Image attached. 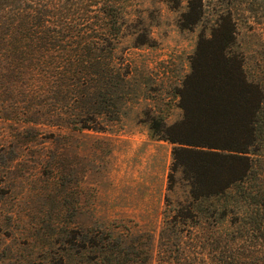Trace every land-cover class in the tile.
Masks as SVG:
<instances>
[{
	"label": "rangeland",
	"instance_id": "rangeland-1",
	"mask_svg": "<svg viewBox=\"0 0 264 264\" xmlns=\"http://www.w3.org/2000/svg\"><path fill=\"white\" fill-rule=\"evenodd\" d=\"M26 3L41 9L42 30L53 35L44 37L51 43L62 48V38L69 39L68 50L75 52L60 49L59 58L72 55L87 67L98 57L101 64L88 70L101 81L93 99L84 96L68 107L70 101L59 93L51 120L40 118L39 104L31 107L33 120H25L18 115L30 107L23 96L27 81L11 82L4 68L20 64L11 53L25 44L17 30H12L16 45L0 43V250L11 254L26 239L38 249L64 246L67 254L79 251L75 257L89 259L99 255L102 238L94 243L103 232L119 239L115 245L122 258L128 253L129 264H221L230 257L236 264H264L260 240L249 245L229 238L244 231L232 222L241 209L220 220L218 198L195 202L181 169L174 171L176 145L153 138L150 128L155 117L169 127L186 117V79L198 63L204 69L201 56L217 49L218 38H212L221 27L235 28L227 54L238 57L249 80L264 89V0ZM5 11L0 0V36ZM41 77L34 81L39 90L45 85ZM106 81L113 84L105 97L107 102L112 96L107 103L113 112L92 114L97 121L88 120L89 125L96 128L74 127L80 113L102 105L99 94L106 93ZM54 115L71 120L54 124ZM261 150L264 154V144ZM262 168L264 177V161ZM30 250L24 246L25 254Z\"/></svg>",
	"mask_w": 264,
	"mask_h": 264
},
{
	"label": "trees",
	"instance_id": "trees-1",
	"mask_svg": "<svg viewBox=\"0 0 264 264\" xmlns=\"http://www.w3.org/2000/svg\"><path fill=\"white\" fill-rule=\"evenodd\" d=\"M29 4L26 0H4L7 18L4 33L1 32L0 43H5L9 47L16 45L12 30H17L19 40L25 44L24 49L17 47V50L11 53L13 60L17 58L21 61L20 64L12 63L11 69L6 65L4 67L9 71L8 79L11 82L23 81L25 84L27 81L29 88L27 94L23 96L30 102V107H22L20 111L22 115L19 114L18 117L32 121L31 115L34 113L31 107L39 104L41 108L37 114L46 121L51 120L56 111L55 97L59 93L70 101L68 107L79 102L84 96L87 97L86 100L93 99L94 89L101 79L89 75L91 71L88 69L94 68L93 64L100 65L101 62L95 56L85 67L82 59H75L72 55H62L59 58L60 49L75 52L74 49L68 50L66 40L69 39L65 36L62 38L65 41L62 48L56 42L51 43L49 40L53 35L50 30H42L41 9ZM22 5L26 9L22 8ZM44 33L49 34V40L44 37ZM234 33L236 30L230 25L215 31L212 40L218 38L217 49L211 53H203L201 56L203 63L207 62L204 69L202 66L199 67L198 63V67L193 68V74L186 79L188 99L192 97L191 102L188 103L187 99L184 106L186 117L170 127L155 117L152 118L150 128L153 138L168 140L176 145L173 150L174 171L181 169L191 186L195 202L218 198L220 203L215 211L220 212V220H226L234 209H241L236 213L240 218H233L232 222L238 224V229L244 231L239 234L230 233L231 242L239 238L250 245V242L260 240V246L264 247V177H262L264 154L261 153L264 144V89L260 83L249 80L244 64L238 57L227 54L229 44H233L230 41L234 38ZM10 34L12 38L8 37ZM45 39L46 44L43 43ZM55 39L57 36L54 37V41ZM40 74L42 77L38 79L45 85L39 90L34 81ZM109 84L106 93L100 91L99 94L102 99L98 100L103 106L88 108V112L80 113L78 123L74 127L81 130L96 128L89 125L90 122L97 121V118H92V114L108 116L113 112L111 105L108 104L112 96L109 97L108 103L105 100V97H108L107 92L113 87L112 83ZM80 85L83 89L86 88L87 93L79 91ZM72 101L74 103H71ZM86 103L87 106L90 105L89 101ZM59 117L56 118L54 115L52 122L56 124L63 120L69 123L71 120ZM237 203L242 204L243 208L237 206ZM189 213L187 216H190ZM98 233L99 230L96 234ZM100 236L99 241L94 243L99 244L102 238L100 253L93 254L89 259L82 255L75 257L79 251H75L73 256L67 254L68 248L64 249V246L50 252L38 249L25 239L18 241L11 254L6 255L5 251L0 250V260L6 261V264H129L131 259L126 257L128 253L123 254L125 257L122 258L123 250H119L115 245V241L119 243L116 236L103 232ZM207 240H210L209 237ZM27 244L31 250L25 254L24 246ZM221 264H236V261L230 257Z\"/></svg>",
	"mask_w": 264,
	"mask_h": 264
}]
</instances>
